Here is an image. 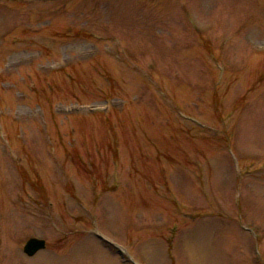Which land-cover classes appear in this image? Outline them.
<instances>
[{
  "label": "rangeland",
  "instance_id": "1",
  "mask_svg": "<svg viewBox=\"0 0 264 264\" xmlns=\"http://www.w3.org/2000/svg\"><path fill=\"white\" fill-rule=\"evenodd\" d=\"M0 264H264V0H0Z\"/></svg>",
  "mask_w": 264,
  "mask_h": 264
},
{
  "label": "water",
  "instance_id": "2",
  "mask_svg": "<svg viewBox=\"0 0 264 264\" xmlns=\"http://www.w3.org/2000/svg\"><path fill=\"white\" fill-rule=\"evenodd\" d=\"M47 246V241L44 238L30 237L24 246V251L29 256H34L40 250L45 249Z\"/></svg>",
  "mask_w": 264,
  "mask_h": 264
}]
</instances>
